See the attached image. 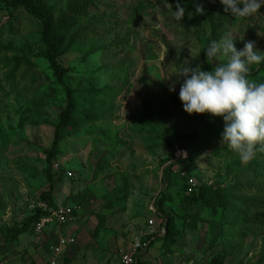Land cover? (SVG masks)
Returning <instances> with one entry per match:
<instances>
[{"label":"rangeland","instance_id":"1","mask_svg":"<svg viewBox=\"0 0 264 264\" xmlns=\"http://www.w3.org/2000/svg\"><path fill=\"white\" fill-rule=\"evenodd\" d=\"M40 1L68 74L56 77L41 23L0 0V228H22L45 211L47 151L72 90L77 112L55 159L66 176L54 181L51 198L75 207L77 221L68 226L84 225L85 243L144 242L148 222L161 219L157 202L169 193L174 202L164 210L177 216L181 234L173 246L156 241L158 264H210L217 257L223 264H264V150L258 145L242 163L221 142L223 119L209 114L204 138L187 140L200 123L184 112L179 84L169 91L185 63L211 71L226 62H207L213 27L217 41L235 39L237 50L252 41L264 52V7L236 18L220 0ZM197 3L203 15L195 13ZM177 4L185 9L181 21ZM248 78L264 82V63L251 65ZM178 180L190 186L192 180V192L211 187L210 205L184 202L168 189ZM33 245L26 241L27 250ZM108 256L118 264L115 252Z\"/></svg>","mask_w":264,"mask_h":264},{"label":"clouds","instance_id":"2","mask_svg":"<svg viewBox=\"0 0 264 264\" xmlns=\"http://www.w3.org/2000/svg\"><path fill=\"white\" fill-rule=\"evenodd\" d=\"M220 3L225 12L230 11L236 18L253 16L264 7V0H220ZM176 9L175 19L181 21L185 9L180 4ZM204 11L197 3L195 13L203 15ZM255 49L252 41L237 50L235 39L214 40L204 51L207 62L218 57L225 58L226 62L216 63L211 71L185 63L169 84V91L173 93L179 84V100L189 116L209 114L223 119L221 142L242 163L254 158L258 145L264 150V82L248 78L251 65L264 63V52Z\"/></svg>","mask_w":264,"mask_h":264},{"label":"trees","instance_id":"3","mask_svg":"<svg viewBox=\"0 0 264 264\" xmlns=\"http://www.w3.org/2000/svg\"><path fill=\"white\" fill-rule=\"evenodd\" d=\"M11 6L15 9H22L28 15L38 20L43 28V41L48 47V55L52 69L55 72L56 77L59 81H62L65 75L68 74V71L65 70L60 63V43L55 36V30L53 23L50 19L49 14L42 8L40 0H12ZM214 28V27H213ZM210 39L207 41V47L214 40L217 41L215 35V30L213 31ZM77 112V104L74 99V93L72 90H68L67 94V106L66 109L60 115V123L57 126L55 132V140L52 146V149L47 151V166H48V178L51 189L44 193L42 196V202L49 204V206H55L52 201L51 194L55 188L54 181L61 179L66 176L63 167H60L59 171H55L54 165L57 164L55 161L56 157L60 152V143L63 139L64 132L71 125L73 118ZM204 115H196L197 120L200 123L198 131L191 134L187 137V140L198 142L204 138L205 132L207 131V125H205ZM259 164V163H258ZM260 167V164H259ZM261 169V167H260ZM171 168L167 170V175H172ZM175 188L177 189L181 196H184V202H192V204H201V205H210L212 196H214V190L210 187H199L196 188V191L192 192L193 186H190L187 183H182L181 181H173L171 186L168 189ZM174 202L171 194H164L160 200L157 202L158 212L161 216L162 224L164 225L166 234L163 237L165 243L169 246H173L177 242L178 236L181 234V231L177 227L176 220L177 216L173 213L167 214L164 210L165 206L172 204ZM47 216L42 210H39L34 217L28 219L22 224V228L14 227L10 231V237L7 239V243H11L14 239V235H22L26 232H29L32 228L41 222L43 218ZM187 216H184L186 219ZM13 237V238H12ZM264 251V247H263ZM210 264H223L221 257H217Z\"/></svg>","mask_w":264,"mask_h":264},{"label":"crops","instance_id":"4","mask_svg":"<svg viewBox=\"0 0 264 264\" xmlns=\"http://www.w3.org/2000/svg\"><path fill=\"white\" fill-rule=\"evenodd\" d=\"M64 206H56L57 207H65ZM86 220V217L84 218ZM156 221L150 220L148 223L150 224V230L145 236V240L143 244L146 245L144 250L138 255V264H158L160 260H158V256L162 254H158L157 250L159 248L158 244H155L159 238H163L166 234L164 225L162 224V220L155 218ZM72 221H77L75 219V213ZM83 223H85L83 221ZM153 223V225H151ZM65 224L63 226L58 224H49L46 225L41 233H37L35 228H32L29 232H26L20 236L15 242L12 240L11 243H7V239L10 237L11 229L7 227L0 228V264H52L54 260H56V264H115L113 261H109L108 254L115 252L117 256L118 264H121V258L119 255L120 250H129L132 245L139 241H134L125 246L117 245V241L115 238L106 239L103 237L102 241H98L95 239V242L89 244V242L85 243L83 234V226L78 223H74L73 226L71 224L68 226ZM66 227V228H63ZM81 234L79 235V233ZM165 232V233H163ZM30 233V234H29ZM85 233V232H83ZM86 233L93 235L95 233V228L88 229ZM163 233V234H162ZM17 235H14L15 238ZM12 237V238H13ZM34 238V239H33ZM73 239L75 243L72 245H68L62 255L59 257H55L52 252V248L57 247L60 243L61 239ZM33 242L32 251L27 250L26 241ZM33 239V241H32ZM35 239L38 241L36 242ZM161 241V240H160ZM95 244V245H94ZM28 256L26 258V255ZM12 255V258H10ZM17 255V257H16ZM165 264H174L173 262L166 261Z\"/></svg>","mask_w":264,"mask_h":264},{"label":"built area","instance_id":"5","mask_svg":"<svg viewBox=\"0 0 264 264\" xmlns=\"http://www.w3.org/2000/svg\"><path fill=\"white\" fill-rule=\"evenodd\" d=\"M54 169H55V171H59L60 165L58 163L55 164ZM67 176L69 178H73L74 174L68 173ZM189 183L192 186L194 185V182L192 180ZM42 206H43V208H45L44 212L48 213V210H50L51 213L49 212L47 214V216L45 218H43L41 220V222H39L35 226V231L37 233H41L43 231V229L45 228V226L49 225V224H55L56 223V224L61 225V226L68 224L70 221H72V219L74 217V213L76 212L75 207H72V206L52 208L51 206H49V204H47L45 202L42 203ZM151 225H153V223H151ZM163 233H165V232H163ZM74 243H75V240H73V239H64V238L61 239L59 245L57 247L52 248L54 258L62 255L64 249L68 245H72ZM145 247H146V245L143 244V242L137 241L132 245L131 249L120 250L119 255L121 258V264H138V260H137L138 255L144 250ZM52 264H56V260H54Z\"/></svg>","mask_w":264,"mask_h":264}]
</instances>
